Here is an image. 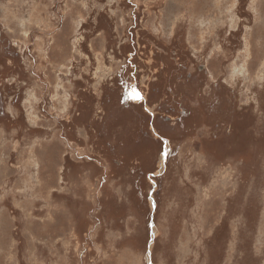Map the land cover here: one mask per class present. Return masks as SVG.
<instances>
[{
	"label": "rangeland",
	"instance_id": "1",
	"mask_svg": "<svg viewBox=\"0 0 264 264\" xmlns=\"http://www.w3.org/2000/svg\"><path fill=\"white\" fill-rule=\"evenodd\" d=\"M0 264H264V0H0Z\"/></svg>",
	"mask_w": 264,
	"mask_h": 264
}]
</instances>
